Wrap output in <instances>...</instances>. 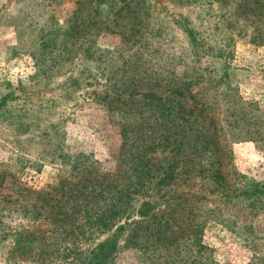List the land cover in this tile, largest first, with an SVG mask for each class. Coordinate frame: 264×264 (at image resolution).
<instances>
[{"label": "rangeland", "instance_id": "rangeland-1", "mask_svg": "<svg viewBox=\"0 0 264 264\" xmlns=\"http://www.w3.org/2000/svg\"><path fill=\"white\" fill-rule=\"evenodd\" d=\"M66 31L75 45L67 60L60 43ZM87 36L91 42L79 48ZM46 39L57 45L43 48ZM157 84L183 86L189 93L118 90ZM164 104L171 119H200L209 134L215 131L222 158L208 154L200 166L220 168L222 183L231 190L244 182L264 184V0H0V198L16 197L15 179L49 192L60 180L93 179L92 163L102 175L117 178L119 168L129 164L122 144L131 143L143 118H157ZM152 136L145 138L149 142ZM158 151L151 163L162 169L153 182L172 163L167 151ZM185 152L190 162L191 148ZM75 165L80 173L73 177ZM193 176L207 190L217 188L192 171L174 183L188 184ZM196 188V196L206 192ZM186 192L174 190L146 218L137 211L155 191L138 195L121 213V223L163 218L177 203L175 194ZM67 194L60 202L71 214L66 228L73 234L55 230L56 209L48 210L42 227L48 247L60 242L63 263L78 259L74 250L86 251L107 237L96 240L82 226L81 200H68ZM208 196L201 205L205 226L195 240L187 218L174 217L168 252L149 251V260L125 247L113 264H264V198L251 209ZM88 200L95 202L92 196ZM13 242L0 244V264Z\"/></svg>", "mask_w": 264, "mask_h": 264}, {"label": "trees", "instance_id": "trees-1", "mask_svg": "<svg viewBox=\"0 0 264 264\" xmlns=\"http://www.w3.org/2000/svg\"><path fill=\"white\" fill-rule=\"evenodd\" d=\"M254 14L259 15L258 13ZM94 24L97 25L95 22ZM83 27V24H81L73 32L75 34L80 33ZM87 28L88 26H85V29ZM70 35L71 33L66 31L64 38L60 40L65 53H67L66 55L64 53L66 60L71 56L70 51L75 46L74 43H71L73 37H69ZM90 42L91 39L87 36L86 40L83 39L78 47L82 48ZM42 43L43 48L57 45V42H53L52 39L42 40ZM181 87L183 86L167 87L157 84V86H133L125 89L119 88L118 90L122 93L143 89L163 90L171 92L176 97L189 93L188 88ZM164 106L166 104L162 106L163 110L161 109L157 118L155 114L150 115L149 118H143L144 123L135 130L136 134H132L131 143L125 140L124 145L122 144V152L129 164L124 168H119L117 178L102 175L94 168L92 163V167L96 171L93 173V179L83 177L81 180L78 176L80 170L76 165L71 166L73 172L78 170L77 174L73 175V177L78 176V180L76 182H72L71 179L60 180L57 186L51 187L55 191L32 190L23 186L19 180H13L12 184L15 187L16 197L14 199L0 198V244L11 238L14 239L13 246L3 261L4 264H113L118 253L125 247H130L135 252H141L143 257L153 260V255L149 254V251H153L152 253H159L158 251L161 250L168 252L174 242L173 232L175 230L172 226L174 217L185 216L187 218L191 237L195 240V237L200 234L205 226L204 222L200 220L201 213L205 212H202L201 205L206 204V200H210L208 195L214 196L216 201H221L226 205L233 203L236 206L239 203L241 205H247L248 203V207L251 209H258L259 204H263L261 199L264 198V184L242 182V186L234 190H231L232 188L229 186H225L222 183L224 176L220 168L209 170L206 164L200 166L208 154V159L215 156L217 160L222 158L223 154L220 153L218 159L219 150L216 148L217 144L213 141L215 131L213 130L212 134H209L200 119H187L181 115L171 119L170 117L173 116L165 110ZM149 132L153 136L148 142L145 137ZM124 135H126L125 132ZM188 148H191V153L198 159V163H194L196 159L191 154V163L187 161L189 156L185 151ZM158 149L161 153L167 151L172 163L170 162L164 168L163 176L153 182L154 178L157 179L159 170L162 169V165L155 168L151 163V156L157 154ZM187 162L190 164L189 168L186 167ZM190 171L194 172L195 175L202 176V179L209 177L212 180L213 187L217 185V188L214 187L217 190L214 188L207 190L201 182H195L194 176L188 184L174 183L177 179L180 181L181 176L190 173ZM121 176H126V180H122ZM183 182L185 181L182 180L181 183ZM67 185L68 188L65 190ZM195 187H200L203 192H206L196 196L198 188L195 189ZM176 189L187 190V192L186 194H175L177 203L169 205L167 216L153 218L150 221L121 223V213L134 197L146 195L149 190L155 191L154 196L146 195V201L141 203L137 211L141 218H146L149 216L148 214L155 211L156 202L171 193L174 194ZM191 190L194 191V197L189 196ZM65 191H68V200H81V213L83 212L86 215L83 214L82 224L84 225L82 226L85 227L86 225L92 230V233L97 236L96 240L107 235L105 239L86 251L78 250L76 252L77 250H74L75 252L72 255H74V258L79 259H77L78 263L77 260L61 262L60 259L63 257L60 255L63 249H60V242L56 239L52 247H48L45 242L48 237L42 229L43 221L47 218L50 219L49 213L51 211L48 210L56 209L53 219L55 230L59 231L61 229L67 236L73 234L71 231L68 232L66 228V225L72 223V218H68L71 214L63 210L64 206L60 202L65 200L63 199ZM89 196L94 199V204H89V200L87 201ZM190 198H194V200L190 201ZM165 202L169 203V200ZM184 202L188 207H191L190 211L181 204ZM151 209L153 212H151ZM58 214H61L62 217L59 218ZM7 219L10 223L7 222ZM14 220L21 223V225L11 224ZM73 220L77 219L73 218ZM82 228L80 227L78 230L80 231ZM126 230L128 234L124 237ZM122 237H124L123 241L125 242L123 245L120 244Z\"/></svg>", "mask_w": 264, "mask_h": 264}]
</instances>
